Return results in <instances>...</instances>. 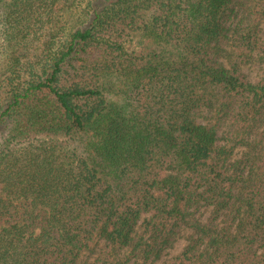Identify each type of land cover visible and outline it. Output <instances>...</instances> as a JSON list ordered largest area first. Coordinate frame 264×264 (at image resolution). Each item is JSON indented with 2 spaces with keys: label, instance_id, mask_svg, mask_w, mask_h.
<instances>
[{
  "label": "trees",
  "instance_id": "trees-1",
  "mask_svg": "<svg viewBox=\"0 0 264 264\" xmlns=\"http://www.w3.org/2000/svg\"><path fill=\"white\" fill-rule=\"evenodd\" d=\"M262 20L264 0H0V264H156L191 217L173 264H264Z\"/></svg>",
  "mask_w": 264,
  "mask_h": 264
},
{
  "label": "rangeland",
  "instance_id": "rangeland-1",
  "mask_svg": "<svg viewBox=\"0 0 264 264\" xmlns=\"http://www.w3.org/2000/svg\"><path fill=\"white\" fill-rule=\"evenodd\" d=\"M257 23V22H256ZM260 29L259 37H260V42L262 45H264V20L259 21L257 23ZM137 46V40L133 43L130 44V48ZM234 57V54L232 53L231 50H228L224 55L223 59L225 61H228ZM264 57L257 56L251 63H248L247 65L244 66V72L247 74L248 78L256 82L258 81L264 74ZM211 114V113H210ZM201 122L208 123L210 122V118L208 116V112L205 111L203 115H201L200 119ZM228 127L223 126L222 127V132L226 131ZM245 152L246 148L239 146L236 147V149L233 152V155L231 156L229 160V164L237 163L235 165V168H241L243 162L245 163ZM212 208L209 206L201 205L198 208L194 209L193 211V218L194 221L193 223H208L209 219L212 216ZM146 219H150L149 216H143L140 218L137 227H136V234L137 237L139 238L144 232V222ZM192 222V217L189 218L188 222L184 225L181 233L176 237V240L173 242V244L169 245L166 249L163 250L161 253L160 258L157 259L156 264H173V259L176 257L178 254L181 253V251L185 248V246L188 244L189 240L193 235H195V228L192 227L190 224ZM149 235H146V238L148 239ZM103 243V242H102ZM100 248V246H99ZM97 247V250L95 253L90 254V252L84 253L81 258L78 260L77 264H94L96 262L97 257L102 254L100 253V249ZM131 249H127L126 251L119 252L117 259L120 260L123 255L131 257V264H136V262H140L141 259L138 260V258L135 259V257H132L133 253H131ZM123 254V255H122ZM139 264V263H137Z\"/></svg>",
  "mask_w": 264,
  "mask_h": 264
}]
</instances>
